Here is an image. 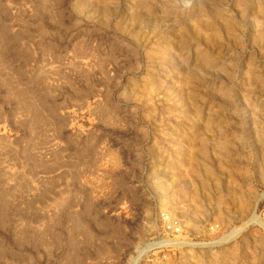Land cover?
I'll use <instances>...</instances> for the list:
<instances>
[{
	"label": "rangeland",
	"instance_id": "1",
	"mask_svg": "<svg viewBox=\"0 0 264 264\" xmlns=\"http://www.w3.org/2000/svg\"><path fill=\"white\" fill-rule=\"evenodd\" d=\"M0 264H264V0H0Z\"/></svg>",
	"mask_w": 264,
	"mask_h": 264
},
{
	"label": "built area",
	"instance_id": "2",
	"mask_svg": "<svg viewBox=\"0 0 264 264\" xmlns=\"http://www.w3.org/2000/svg\"><path fill=\"white\" fill-rule=\"evenodd\" d=\"M160 228H159V237L164 240H171L179 242L184 238L183 229L181 223L176 218L172 217L170 214L166 212L160 213L159 217ZM218 231V226L216 224L209 226V232L214 234ZM180 238V239H179ZM171 245H164L161 247H155V250H159V252H163L167 249H172Z\"/></svg>",
	"mask_w": 264,
	"mask_h": 264
},
{
	"label": "bare ground",
	"instance_id": "3",
	"mask_svg": "<svg viewBox=\"0 0 264 264\" xmlns=\"http://www.w3.org/2000/svg\"><path fill=\"white\" fill-rule=\"evenodd\" d=\"M228 236L224 237V240L227 239ZM222 240V239H221ZM159 243H164V241H160ZM216 243V242H215ZM219 243V242H218Z\"/></svg>",
	"mask_w": 264,
	"mask_h": 264
}]
</instances>
